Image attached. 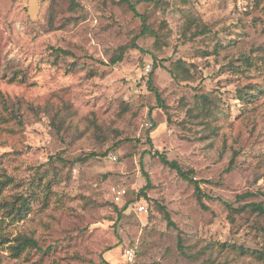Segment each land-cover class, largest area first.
<instances>
[{"label": "rangeland", "instance_id": "1", "mask_svg": "<svg viewBox=\"0 0 264 264\" xmlns=\"http://www.w3.org/2000/svg\"><path fill=\"white\" fill-rule=\"evenodd\" d=\"M129 1L0 0V264H264V0Z\"/></svg>", "mask_w": 264, "mask_h": 264}, {"label": "trees", "instance_id": "2", "mask_svg": "<svg viewBox=\"0 0 264 264\" xmlns=\"http://www.w3.org/2000/svg\"><path fill=\"white\" fill-rule=\"evenodd\" d=\"M121 1L124 2L125 4H127L129 10H131L134 13V15H137L138 17L141 18L142 23L144 25V23H145L144 16L139 14L136 11V9L133 6V4L129 0H121ZM137 1L138 2H141V1L142 2H148V3H159L160 0H137ZM70 3H71V6L73 8L76 6V0H70ZM202 28L203 27L198 26L199 32L202 30ZM203 30H207V28L203 29ZM145 32H146V29H145V27H143L141 29V31H140V34H143ZM156 39H160V37H156ZM133 44H134V42H132V45H130V46H133ZM159 46H161V45H159ZM123 49H125V47L122 48V51H123ZM55 51L56 52H64L61 49H57ZM121 59H122V53H121V55L119 54V55H117L115 57H111L110 64H115L116 62L120 61ZM244 61H245V64L246 63L250 64V61H249L248 57H245ZM182 65H183V61L179 60L178 62L175 63V67L168 68V71L172 75V77L178 78L180 76L179 75V69L180 68L183 69V71H185V70L187 71V69H185ZM147 82H148L149 90H151L154 93V95H155V98H156L157 103H158L157 105L159 107L163 108V109L166 108V106L164 105V103H163V101H162V99L160 97V94H159L158 90L154 86L151 85V82H152L151 75H149ZM237 94H238V98L246 99L245 101L249 100L248 97L250 95H247L248 92H245L242 89H238L237 90ZM201 101H202V104L204 106H207V105L213 103L212 100H210L207 96H201ZM151 110H152V108L149 109V112H148L149 114H150ZM154 127H155V123L150 118V129H152ZM147 142L150 143V139L149 138L147 139ZM155 153H156V151H155ZM153 154H154V152H153ZM102 155H105V153H102ZM159 158H160L161 162L164 165L168 166L171 169H174L180 177H182L183 179L187 180L189 183L194 185L195 195H196L197 201L201 204V206L203 208H206V206L201 202V198L203 196V193H202L201 189L198 187L199 180L198 179H194L191 176L192 171L191 170H183L175 160H168V159H166V157H164V155H161ZM232 161H233V159L230 160L229 166H231ZM145 177H146V184L144 185V189L151 188V183L149 181V177L147 176V174L145 175ZM8 180H10V179H8ZM8 180L5 179V180L0 182V189H2L3 184H5ZM141 193H142V191H141ZM244 195L245 194H239V195H237V198H242ZM30 198H31L30 195L17 196V197H14L11 201H9V200L3 201L0 204V208L1 207L4 208V211H3L4 215L3 216L8 217L10 219H20L29 210V200H30ZM129 204H130V201H126L120 208H118L115 205L113 206V208L118 213V218L121 215V213L124 212V210L126 209V207ZM224 204H225V206L227 207V209L229 211V216L230 217H231V213L232 212H237L238 211V209L232 207V205L230 203H224ZM130 206H132V204H130ZM249 207H250L251 210L256 211L258 214L264 215V207L261 204H259V203H249ZM165 218L167 219L168 224H170L171 222H170V220L168 218V215L166 213H165ZM262 232H263V235H264V229L262 230ZM4 241H8V237H6L2 233H0V243H2ZM14 242H15L14 244H11V245L8 246V248L10 249L11 254L13 256L20 255L26 249H31V248L40 249L37 246L36 239L31 237V236L28 237V236L19 235V236L14 238ZM223 246H225V245L223 244ZM226 247L228 249H231V250L237 249L240 252V254L249 253L256 259L262 260L264 258V244H263V247L261 249H250V248H245L244 249L242 246L235 247V245H228V246L226 245Z\"/></svg>", "mask_w": 264, "mask_h": 264}, {"label": "built area", "instance_id": "3", "mask_svg": "<svg viewBox=\"0 0 264 264\" xmlns=\"http://www.w3.org/2000/svg\"><path fill=\"white\" fill-rule=\"evenodd\" d=\"M124 195H125V190L124 189L115 190L114 194H113V199H114V201H118L122 197H124ZM136 204H137L136 205V209L138 211H142V212H146L147 211V209H146V207L144 205L139 204V203H136ZM132 256H133V252L131 250H129V249H126L125 250V257H127L128 259H131Z\"/></svg>", "mask_w": 264, "mask_h": 264}]
</instances>
